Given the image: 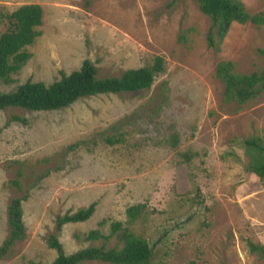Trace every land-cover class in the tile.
Masks as SVG:
<instances>
[{"label": "rangeland", "instance_id": "obj_1", "mask_svg": "<svg viewBox=\"0 0 264 264\" xmlns=\"http://www.w3.org/2000/svg\"><path fill=\"white\" fill-rule=\"evenodd\" d=\"M241 1L249 14L264 11V0ZM170 2L0 0L5 13L25 4L43 13L40 35L26 47L31 57L1 92L28 80L51 84L85 59L100 78L151 65L156 56L165 67L140 93L99 94L52 111L0 110V245L11 200L27 195L26 238L0 264H51L56 253L46 238L56 233L57 217L91 203L87 221L57 233L67 254L99 245L85 235L108 234L109 223L120 221L153 247V264H264L249 249L264 245V179L246 170L241 145L249 137L264 143V94L238 108L223 101L215 77L221 60L243 74L264 67V25L234 23L209 48L210 20L196 2ZM5 29L0 21V34ZM106 136L121 141L109 145ZM135 205L144 208L128 224L126 210Z\"/></svg>", "mask_w": 264, "mask_h": 264}, {"label": "trees", "instance_id": "obj_2", "mask_svg": "<svg viewBox=\"0 0 264 264\" xmlns=\"http://www.w3.org/2000/svg\"><path fill=\"white\" fill-rule=\"evenodd\" d=\"M180 0H171L175 5ZM200 12L210 20L206 34L209 48H217L225 38L232 24L264 25V11L249 14L241 0H194ZM42 9L37 4H25L17 7L11 13L0 11V21L5 23L6 29L0 34V86L11 83L12 75L16 74L28 61L31 54L26 47L32 45L40 35L39 27L42 24ZM164 59L156 56L151 65L128 69L119 77H98L95 64L85 59L78 70L70 74H62L60 79L51 84L26 81L10 92L0 91V110L21 108L25 111H52L66 108L74 102L99 94H136L149 90L157 75L164 71ZM215 77L223 85V101L234 103L238 108L254 102L264 94V67L243 74L236 70V63L231 60H221L216 64ZM13 121L24 123L18 116ZM115 125L109 130H117ZM104 133H101V135ZM174 143L177 139L172 138ZM104 141L109 145L121 141L119 137L106 136ZM76 143L69 146L72 150L79 146ZM244 153L248 158L246 170L264 179V143L258 137H249L241 140ZM190 159L188 153L184 154ZM19 187L18 181L11 182ZM27 198H13L8 206V237L0 245V259L4 258L10 248L26 238L25 226L22 220V202ZM95 203L71 214H64L56 219V233L46 238V245L54 250L56 257L51 264H84L100 261L108 264H153L154 250L146 239L136 235L129 227L120 221L109 223V233L103 234L98 229L90 230L84 237L85 241L99 245L88 246L67 254L60 242L57 233L70 223L87 221L95 210ZM144 205L131 206L126 210L128 224L134 222ZM107 220H102L99 226ZM115 239L111 246V240ZM251 252L259 253L264 259V245L249 243ZM189 264H195L191 262ZM205 264V263H201Z\"/></svg>", "mask_w": 264, "mask_h": 264}]
</instances>
